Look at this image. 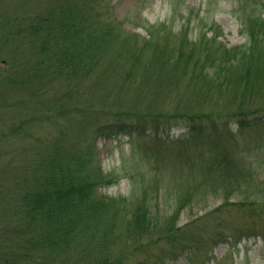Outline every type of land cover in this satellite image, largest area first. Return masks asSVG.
I'll return each instance as SVG.
<instances>
[{
    "label": "trees",
    "instance_id": "obj_1",
    "mask_svg": "<svg viewBox=\"0 0 264 264\" xmlns=\"http://www.w3.org/2000/svg\"><path fill=\"white\" fill-rule=\"evenodd\" d=\"M89 2L56 0L16 32L35 53L33 74L38 84L45 87V80L56 78L67 82L64 93L56 98L60 103L54 116L76 118L73 112L77 111L82 115L77 117L79 128L94 127L90 119L94 116L96 131L123 130L140 136L147 122L143 116L121 109L111 111L112 100L100 96L101 90L115 85L109 78L118 81L116 88L124 89L139 88L145 81L144 89L156 82L151 76L164 70L171 80L188 75V85L195 88L197 99L216 98L226 107L219 103L220 107L192 114L174 109L166 117H181L187 122L179 155L192 172L204 170L211 176L203 183L211 185L213 191L222 190V202L195 221L177 224L182 206L203 199V183L185 190L174 184L178 201L171 212L151 201L157 177L128 196L103 194L100 190L114 183L117 175L102 170L90 145L75 152H58L57 138L65 134L62 129L53 145L44 142L46 149L48 145L52 150L46 158L33 163L29 173V163L23 165L26 174L17 180L21 185L19 221L10 229V250L4 252L1 264H129L131 243L134 250L147 247L141 241L145 237L164 242L160 257L173 258L189 251L188 259L193 263L194 256L207 254L205 248L209 250L214 244L213 238L227 235L228 224L221 219L224 205L247 201L249 214H264L256 208H264V182L252 177L251 165H241L232 157L234 144L230 143L227 151H218L226 144L223 142L234 140V129L264 130V0H242L239 8L245 12L238 19L245 40L233 46L218 42L220 32L214 25H210L215 29L210 38L200 31L191 40L183 27L176 39L170 28H163L160 34L151 26L146 28L147 36L137 41L138 33L124 34L116 25L95 22ZM190 144L200 149L188 156L184 151ZM59 155L66 160L57 159ZM171 160L161 150L152 152L150 171L160 174ZM240 186H244L239 188L240 198L229 201ZM197 220L203 222L202 227L191 228ZM206 236L214 237L209 241ZM146 263L148 258H141L135 264Z\"/></svg>",
    "mask_w": 264,
    "mask_h": 264
},
{
    "label": "rangeland",
    "instance_id": "obj_2",
    "mask_svg": "<svg viewBox=\"0 0 264 264\" xmlns=\"http://www.w3.org/2000/svg\"><path fill=\"white\" fill-rule=\"evenodd\" d=\"M55 1L0 0V259H3L4 252L10 250L9 232L19 221L21 185L17 180L26 174L22 170L23 165L29 163V173L33 163L46 158L52 151L47 144L53 145L51 143L57 136L61 137L62 129L65 134L57 138L58 152H75L90 145L102 170L117 175L114 183L100 190L109 196L137 193L142 190L144 183L148 184L157 177L151 201L158 208L171 212L178 201L174 184L180 185L179 190H185L190 186L197 187L211 177L204 170L192 172L187 161L179 155L182 144L180 141L186 136L185 119L166 117L174 109L179 113L192 114L216 108L221 103L216 98L206 101L197 99L195 88L188 85V75L179 77L176 74L175 78L179 77V80H171L164 70L158 73L159 76H151L156 82L146 84L144 89L141 86L145 81L139 88L124 89L116 88L118 81L115 82L113 77L109 78L115 85L101 90L100 96H109L112 100L109 103L111 111L121 109L130 111L129 114L136 112L138 116H143L144 122H147L143 127V135L140 136L123 130L117 133L96 131L94 116L90 117L94 127L86 128L87 125H81L79 128L77 117L82 118V115L77 111L73 112L76 118L54 116L60 103H56V98L64 93L67 82L63 78H56L45 80V87L38 84L33 74L35 53L16 32L33 16L44 13ZM249 1L259 3V0ZM241 2L242 0H91L89 5L95 22L116 25V29L119 27L124 34L138 33L140 36H137V41L147 36L146 28L151 26L160 34L163 28H170L176 39L180 35L179 31L186 27L191 40L200 31L205 32L206 38H210L216 29L220 32L218 42L233 46L245 40L239 31L238 18L244 11L239 8ZM210 25H214L215 29H210ZM75 104L78 105L77 102ZM220 105L226 107L227 104L222 102ZM151 126H157V129ZM16 128L17 131L13 130ZM234 132V140L221 143L223 145L218 147V151H227V146L234 144L231 147L232 157L241 161V165L242 162L251 165L249 169L257 175L253 174L252 177L264 182V130L238 132L234 129ZM46 141H49L47 149L44 143ZM199 149L200 146L190 144L184 152L189 156ZM157 150H161L163 156L169 159L171 157L172 160L160 174L153 175L154 172L150 171L152 166L149 165L150 154ZM57 159L66 160L62 155ZM243 187H237L229 201H233L235 197L240 198L239 188ZM201 188L206 191L203 199L191 200L182 206L178 212L177 224L195 221L202 213L222 202L219 197L222 190L213 191L212 186L206 183ZM257 204L254 203L255 206ZM248 205L250 204L244 201L240 205H224L221 208V219L228 224L227 235L218 238L206 236L209 241L213 238L214 244L211 247L209 245V250L205 248L206 255L196 259L194 256L193 263L188 259L189 251L173 258L160 257L165 244L155 237L142 238V243L148 246L137 250H134V242L131 243L132 252L128 263L135 264L141 258H148L146 264H264V214H249ZM256 208L264 210L259 206ZM202 223L197 220L190 227L197 228L199 224L202 227Z\"/></svg>",
    "mask_w": 264,
    "mask_h": 264
}]
</instances>
